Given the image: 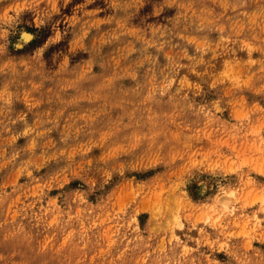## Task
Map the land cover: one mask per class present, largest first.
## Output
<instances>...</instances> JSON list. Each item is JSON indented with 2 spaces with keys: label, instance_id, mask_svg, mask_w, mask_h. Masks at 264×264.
Instances as JSON below:
<instances>
[{
  "label": "rangeland",
  "instance_id": "obj_1",
  "mask_svg": "<svg viewBox=\"0 0 264 264\" xmlns=\"http://www.w3.org/2000/svg\"><path fill=\"white\" fill-rule=\"evenodd\" d=\"M0 264H264V0H0Z\"/></svg>",
  "mask_w": 264,
  "mask_h": 264
}]
</instances>
